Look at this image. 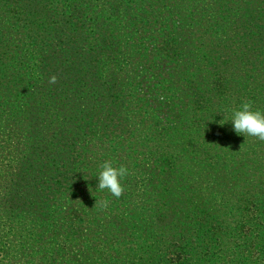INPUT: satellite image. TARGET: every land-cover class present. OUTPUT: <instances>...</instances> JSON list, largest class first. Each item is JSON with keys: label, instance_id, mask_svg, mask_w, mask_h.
Segmentation results:
<instances>
[{"label": "trees", "instance_id": "obj_1", "mask_svg": "<svg viewBox=\"0 0 264 264\" xmlns=\"http://www.w3.org/2000/svg\"><path fill=\"white\" fill-rule=\"evenodd\" d=\"M161 1L0 0V264H264V141L231 121L264 113V0ZM144 218L158 252L121 256Z\"/></svg>", "mask_w": 264, "mask_h": 264}, {"label": "rangeland", "instance_id": "obj_2", "mask_svg": "<svg viewBox=\"0 0 264 264\" xmlns=\"http://www.w3.org/2000/svg\"><path fill=\"white\" fill-rule=\"evenodd\" d=\"M152 1V10L154 9H158L161 8L162 6V1L161 0H151ZM175 2L177 0H174ZM207 1H211V0H205L203 1L205 4H207ZM230 2H228V7L230 8H239L241 6H244V8H249V7H255V11L254 14L256 15L257 10L260 9V5L258 4L259 2H257L255 5L251 6L249 5L250 2H252L253 0H229ZM226 2V0L224 1V3ZM202 3V2H201ZM162 9V8H161ZM264 12V9H262L261 14ZM204 18V22L206 23L207 21H211L209 20V16L208 14H203L202 15ZM154 20V19H153ZM196 24L195 21H193V25ZM179 31H181V29H178ZM177 30V31H178ZM188 32V30H186ZM185 29L183 30V34L185 36L186 32ZM196 33V31H194ZM192 31H189L188 33L190 34H195ZM197 34V33H196ZM200 34V33H199ZM200 36V35H199ZM208 37L209 35H201V38H199L198 40L192 42V40H190L189 38H187V41L189 43H192V46L186 47L185 49L187 51H192L191 55H187L185 56V54L183 53L182 55H180L177 58V61H173V64H169V69H170V73L167 74V76H169V78L171 80H174V75H176L177 77H179V75H177L178 71H174L177 70L175 67H180V66H187L188 68L194 69L196 67H198L199 64V55H200V51L199 49L203 46L204 42H208ZM174 68V70L172 69ZM152 74V73H150ZM137 121V114L134 115V117H131L130 123H132V126L134 125L133 123ZM138 127V125H137ZM140 195H137L136 197L139 198ZM104 198L99 197V201H103ZM111 205V204H110ZM101 207V206H100ZM126 209H130V208H123L121 211H124ZM101 212H104V208H100ZM116 214H119L118 211H114ZM179 215H182V210L179 211ZM132 230H130V234L128 237H123L122 240V245L120 248V242H117L116 244H118L117 246L120 248V254L121 256L125 257L126 256V252L133 247V250L135 252H140L138 253L139 255H141V253L143 252L144 249H146V247H149L148 251L149 252H158V248L159 246L156 245V240L159 239V236L156 232H152V227L150 226V222L147 221L144 218V221L142 220H135V223L131 225ZM160 229L157 228V231H159ZM92 244V243H91ZM93 245V244H92ZM149 245V246H147ZM146 246V247H145ZM87 247H91L90 245L87 244ZM142 250V251H141ZM165 258H161V257H157V259L155 258L151 263L149 264H167V261H165ZM124 261H127L124 259ZM103 260L102 259H96L93 262H84V264H103ZM170 264V263H169Z\"/></svg>", "mask_w": 264, "mask_h": 264}, {"label": "clouds", "instance_id": "obj_3", "mask_svg": "<svg viewBox=\"0 0 264 264\" xmlns=\"http://www.w3.org/2000/svg\"><path fill=\"white\" fill-rule=\"evenodd\" d=\"M57 81L58 78L55 75L49 78L50 84H55ZM231 121L237 134H243L246 137H256L264 141V113L259 110H252L251 101L246 100L241 110H235ZM101 167L102 170L98 175V189L107 190L116 198L121 197L125 191L121 179L128 175V169L125 166L114 167L111 161H105ZM97 203L102 208H107L108 206L107 201Z\"/></svg>", "mask_w": 264, "mask_h": 264}]
</instances>
